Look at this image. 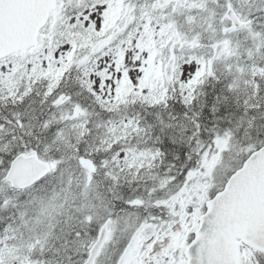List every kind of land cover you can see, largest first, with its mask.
Returning <instances> with one entry per match:
<instances>
[{
	"label": "snow or ice",
	"instance_id": "obj_1",
	"mask_svg": "<svg viewBox=\"0 0 264 264\" xmlns=\"http://www.w3.org/2000/svg\"><path fill=\"white\" fill-rule=\"evenodd\" d=\"M0 264H264V0H0Z\"/></svg>",
	"mask_w": 264,
	"mask_h": 264
}]
</instances>
